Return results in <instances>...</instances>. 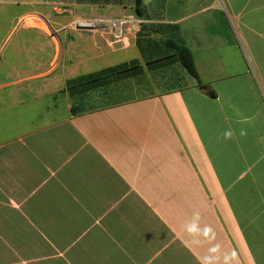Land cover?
Returning a JSON list of instances; mask_svg holds the SVG:
<instances>
[{"label": "crops", "instance_id": "0c3cea01", "mask_svg": "<svg viewBox=\"0 0 264 264\" xmlns=\"http://www.w3.org/2000/svg\"><path fill=\"white\" fill-rule=\"evenodd\" d=\"M26 3L3 5L20 32L0 56V264H264V0H144L201 84L150 70L141 26L119 48L77 27L139 20L133 0ZM131 61L141 74L67 89Z\"/></svg>", "mask_w": 264, "mask_h": 264}, {"label": "trees", "instance_id": "16d2710c", "mask_svg": "<svg viewBox=\"0 0 264 264\" xmlns=\"http://www.w3.org/2000/svg\"><path fill=\"white\" fill-rule=\"evenodd\" d=\"M1 1V0H0ZM11 2L14 0H6ZM26 2L37 3H91V4H118L123 5L125 0H24ZM136 16L139 19L147 20V10L144 0H133ZM170 29L161 25L143 24L137 33V46L141 52L143 60L150 70L173 64L181 65L188 75L201 84L200 77L196 68L195 59L191 50L174 35H161V39H157L156 35H160L162 30ZM142 73L140 62L131 61L112 68L102 70L100 72L82 76L71 80L67 83V89L71 96H76L95 88L102 83L110 80H118L126 77H132ZM214 95V94H212Z\"/></svg>", "mask_w": 264, "mask_h": 264}, {"label": "rangeland", "instance_id": "374dc122", "mask_svg": "<svg viewBox=\"0 0 264 264\" xmlns=\"http://www.w3.org/2000/svg\"><path fill=\"white\" fill-rule=\"evenodd\" d=\"M6 3H7L6 0L0 1V56H3V55L8 54L10 52V49L12 46L11 40L16 39L18 37L19 32H20V30H19L15 34V32H16L15 30L17 28H19L17 14L19 13L20 8L12 6L15 4H8V5H10V7L3 6ZM69 3L70 2L49 3V4L50 5L65 6V5H69ZM124 4H129V0H125ZM24 5H31L30 6L31 9L38 10L41 7V5H43V4H40V3L38 4L36 2H33V3H26ZM132 18H135V17H132ZM29 21H31V20L29 19ZM157 39H161V38L157 37ZM130 55H131V52H130ZM125 58H126L125 55L122 54L120 56V58H117V60L119 61V60H123ZM128 58H131V57L128 56ZM181 71L186 73V71L182 67H181ZM133 76H137V75L135 74ZM126 78H130V77H126ZM122 79H124V78H122Z\"/></svg>", "mask_w": 264, "mask_h": 264}, {"label": "built area", "instance_id": "2783aa9c", "mask_svg": "<svg viewBox=\"0 0 264 264\" xmlns=\"http://www.w3.org/2000/svg\"><path fill=\"white\" fill-rule=\"evenodd\" d=\"M27 17L23 19L26 21ZM145 21L140 20H112V19H93L77 23V27L82 30L96 31L109 29L115 40L123 46L129 43V36L133 32V26H142ZM141 29V27H140Z\"/></svg>", "mask_w": 264, "mask_h": 264}, {"label": "water", "instance_id": "95a60500", "mask_svg": "<svg viewBox=\"0 0 264 264\" xmlns=\"http://www.w3.org/2000/svg\"><path fill=\"white\" fill-rule=\"evenodd\" d=\"M119 47H121V45H119V44L118 45H115V48H119Z\"/></svg>", "mask_w": 264, "mask_h": 264}]
</instances>
